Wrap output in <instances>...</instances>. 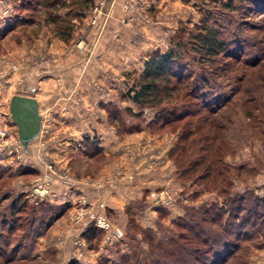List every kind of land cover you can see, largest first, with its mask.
Returning a JSON list of instances; mask_svg holds the SVG:
<instances>
[{"label":"rangeland","instance_id":"1","mask_svg":"<svg viewBox=\"0 0 264 264\" xmlns=\"http://www.w3.org/2000/svg\"><path fill=\"white\" fill-rule=\"evenodd\" d=\"M140 8V1L122 6L115 57L123 63L139 56L134 51L141 45L150 51L134 67L112 68L100 62L90 40L112 28L114 6L107 0H96L85 22L73 13L71 21L81 25L71 22L69 41L59 33L68 24L65 9L46 10L42 0H0V132L9 133L0 139V264H143L159 251L148 235L153 245L167 244L185 231L178 221L197 207L224 214L220 225L234 211L228 242L236 253L229 264H264V231L242 229L250 210L264 228V0H177L144 7L138 22ZM49 15L58 20L48 21ZM210 29L225 43L216 57L197 39ZM171 50L172 95L162 94L159 105L133 103L146 61ZM70 58L80 64L72 79L87 77L81 63L100 62L89 86L96 103L84 121H95L104 134L80 135L71 161L62 163L60 142L46 144L51 128L54 138L61 134L50 108L26 149L10 102L34 94L40 77L60 79L57 63ZM80 101L71 106L81 111ZM44 175L51 183L40 199L34 189ZM42 203L55 207L36 211ZM93 216L104 217L110 229L99 228ZM34 222L43 225L30 233ZM92 227L97 236L87 235Z\"/></svg>","mask_w":264,"mask_h":264},{"label":"trees","instance_id":"2","mask_svg":"<svg viewBox=\"0 0 264 264\" xmlns=\"http://www.w3.org/2000/svg\"><path fill=\"white\" fill-rule=\"evenodd\" d=\"M93 0H72L68 3L67 0H42V5L46 10L56 9L57 6L62 9H70L66 15L67 26L60 30V36L69 41L73 36V25L71 23V16L76 12L74 16L82 17L83 13L93 6ZM58 11V10H57ZM57 16L53 17L49 15L48 21L56 22ZM49 23V22H48ZM219 33L217 31L209 30V34L205 37L201 35L197 39L202 41L204 48L207 50L209 55L212 57L219 56L222 49L224 48V41L219 39ZM235 58L238 55L234 54ZM176 59L175 51L171 50L168 53L161 54L157 52L145 63L144 72L142 74L141 82L139 84L140 89L132 96V102L136 105L143 107L146 104H162L164 98L159 97L165 93V97L169 98L174 89L170 88L172 82L174 62ZM260 59H255L254 64H258ZM252 63V62H250ZM183 76H181L182 78ZM163 86V87H162ZM228 99V98H227ZM117 112V111H116ZM90 138H88V141ZM95 145V142L93 143ZM19 201H16L18 204ZM14 203L15 208L17 204ZM26 205V203H25ZM42 209L35 208L39 212H49L53 205L44 204L40 205ZM39 209V210H38ZM193 213L189 218L184 217L178 221V226L181 231L178 236H172L167 244L153 245L155 244L154 238L148 235V242L151 243V247L159 251L153 253L152 259H149L143 264H229L230 260L234 258L236 250L230 251V241L228 238L234 235L233 232L236 225L230 220L234 217V211L231 210L230 219L226 221L227 224H219L218 220L224 214H211V209L206 207H197L192 209ZM249 216L243 220L244 227L250 226L258 230V233L264 231V228L258 227L259 219L256 216L259 214L256 211L250 210ZM261 217V216H260ZM255 218V219H253ZM253 221V222H252ZM134 220L132 223L134 224ZM223 222V221H222ZM252 222V224H250ZM262 222V221H261ZM264 223V222H263ZM43 224L36 225V222L32 223L30 227V233L35 232L39 226ZM135 225V224H134ZM218 225L220 230L213 228L212 226ZM264 225V224H262ZM37 226V227H36ZM237 227H241L238 226ZM263 227V226H261ZM98 230L94 227L88 230L87 235L91 237L97 236ZM189 232V233H186ZM188 235V236H187ZM242 235V234H241ZM241 235H235L238 239ZM249 238V237H248ZM242 240L245 239L241 238ZM247 239V238H246ZM168 247V248H167ZM229 248V249H228ZM240 248L236 245V249ZM137 264H142V262L137 261Z\"/></svg>","mask_w":264,"mask_h":264},{"label":"crops","instance_id":"3","mask_svg":"<svg viewBox=\"0 0 264 264\" xmlns=\"http://www.w3.org/2000/svg\"><path fill=\"white\" fill-rule=\"evenodd\" d=\"M72 0H67L68 3H71ZM96 0H93V3ZM140 1V4L142 8L138 10V13L136 14L137 21H141V12L143 11L144 7L145 9H148L150 6H163L165 3H171V6H174L176 4L177 0H107L108 6L113 5L114 6V22L112 24V28L109 29L102 37L99 38L98 41H95L97 36L91 35L93 39H90L92 42V45L95 47V53L98 58H100V62L108 63L109 66L112 68H120L124 64V67L126 66H136L139 62V59L145 58V55H147L149 49L146 47V49H143V45L137 49V51H134V55L136 56L139 54V56L136 57H127L126 60L122 61L123 63H118L116 60V48L114 41V33H116L119 29V19L123 18L126 13L122 10V6H124L127 3H132ZM174 1V2H173ZM65 16L68 14L70 9H65ZM88 11V10H87ZM85 11L81 17L82 21L86 17ZM75 18V17H74ZM78 18V17H76ZM73 24L77 27H80L81 22L78 19H73L71 21ZM85 22V20H84ZM118 27V28H117ZM149 27V26H148ZM147 29V27L145 28ZM149 29V28H148ZM147 29V31H148ZM77 33V31H76ZM94 33V32H93ZM121 39L123 42H128V45L131 44L132 39L129 35V32L126 30H123L121 32ZM96 42V43H95ZM147 43V42H146ZM147 45V44H146ZM64 46H60V54L63 53ZM134 48L131 49L133 52ZM140 59V60H141ZM99 61V60H98ZM100 62H86L81 63V69L87 70L86 73L87 77H83L80 79H72L70 78V72L73 68L76 69V67L80 64H78L75 60L70 58L68 61H61L57 63L60 68V71H54V75H58L56 73L60 74V79L53 77V78H39L37 83L34 84V86H37L34 94L25 95L28 97H34L39 102L40 107V114L42 116V126H44V109L47 107L50 108V115L51 117H54L56 119H59L60 122H56L58 128H60V137H53L55 134L54 130L51 128L50 133H48V138L50 139L47 145H49L50 148L53 147L55 143L58 141L61 144L62 150L60 151V154L62 156L60 157L63 162L71 161L72 159V153L75 149V145H79L80 141V135H95V134H104L102 130L95 125V121L85 123V118H90L92 116L93 111H91V108L95 106L96 103V97L95 94L92 93L93 91L89 89V86L91 85V81L97 79L95 77L94 69L97 65H99ZM97 64V65H96ZM91 71V72H90ZM36 73V72H35ZM40 72H37L36 75H38ZM42 73V71H41ZM53 73V72H52ZM63 87V88H62ZM82 98L81 101L79 98ZM72 101H71V99ZM78 99V101L84 103L85 107L81 111L73 108L72 102L75 103V101ZM94 105V106H93ZM100 107V104L97 106V108ZM86 108V109H85ZM88 120V119H87ZM42 129V128H41ZM56 136V135H55ZM59 136V135H58ZM53 137V138H52ZM50 200V199H49Z\"/></svg>","mask_w":264,"mask_h":264},{"label":"water","instance_id":"4","mask_svg":"<svg viewBox=\"0 0 264 264\" xmlns=\"http://www.w3.org/2000/svg\"><path fill=\"white\" fill-rule=\"evenodd\" d=\"M10 114L19 129L22 144L28 149L29 142L39 135L42 127L38 100L34 97L14 95L10 102Z\"/></svg>","mask_w":264,"mask_h":264},{"label":"built area","instance_id":"5","mask_svg":"<svg viewBox=\"0 0 264 264\" xmlns=\"http://www.w3.org/2000/svg\"><path fill=\"white\" fill-rule=\"evenodd\" d=\"M102 6H103V4L100 6V9L102 8ZM98 10H99V7H96L94 9V12L95 13H98L99 12ZM126 20H125V22L129 21L130 19H128L127 21ZM8 134H9L8 131H5V132L2 131V132H0V139L1 140H5V138H7V136H8ZM19 148H20V146H18V147L15 146V148L13 147V149H15L14 152H18L19 151ZM4 149H6V148H4ZM48 177L49 176H45L44 179H43V181H40V182H38L36 184L35 189H34V195H35V197L38 196L40 199H46L48 197L47 196V193L49 191V186L48 185L51 183L50 180H49L50 178H48ZM91 219L94 220V221H96L97 226L99 228H102V229H105V230H109L110 229V224L108 223V221L104 217H95V216H93Z\"/></svg>","mask_w":264,"mask_h":264}]
</instances>
